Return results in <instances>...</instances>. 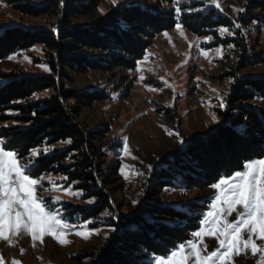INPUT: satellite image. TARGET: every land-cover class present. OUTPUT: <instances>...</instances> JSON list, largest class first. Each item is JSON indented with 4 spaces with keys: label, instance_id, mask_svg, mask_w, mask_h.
<instances>
[{
    "label": "trees",
    "instance_id": "1",
    "mask_svg": "<svg viewBox=\"0 0 264 264\" xmlns=\"http://www.w3.org/2000/svg\"><path fill=\"white\" fill-rule=\"evenodd\" d=\"M3 1L23 14L48 15L56 21L53 29L10 26L0 32V61L41 45L49 67L46 75L0 74V124H6L0 137L10 141L8 148L19 152L20 158L32 149L47 147L49 151L41 149L36 158L32 175L64 174L76 181L84 197L95 200V205L79 208L84 218L103 211L117 218L115 232L93 254L94 264H153L156 256L169 254L199 229L209 200L178 205L164 202L163 194L206 189L242 170L245 162L264 157V108L254 104L264 100V75L239 74L247 67L264 65V51L250 55L244 33L255 22L259 23L255 31L264 26V0H243L238 25L214 8L177 13L174 0L129 1L104 14H96L102 0H53L39 6L27 0ZM82 16H89V25L71 24ZM178 22L198 36L216 35L221 27L234 35L223 41L233 44L235 54L224 74L233 79L225 106L216 109L220 120L212 131L192 137L182 149L162 154L145 182L142 201L128 212L116 213L111 194L102 192L109 174L102 166L99 146L105 127L89 129L76 122L80 107L107 95L100 90L75 91L66 83L72 82V75L134 69L153 39ZM43 91L50 93L35 98ZM110 152L115 154L113 148Z\"/></svg>",
    "mask_w": 264,
    "mask_h": 264
},
{
    "label": "rangeland",
    "instance_id": "2",
    "mask_svg": "<svg viewBox=\"0 0 264 264\" xmlns=\"http://www.w3.org/2000/svg\"><path fill=\"white\" fill-rule=\"evenodd\" d=\"M27 1L39 6L53 0ZM129 1L137 0H102L96 14H104L110 8ZM216 3L221 7L217 8L211 0H174L172 7L179 8V12H203L214 8L234 24H239L238 15L242 11L238 9L244 10L243 0H216ZM55 21L54 17L48 15L23 14L10 3L0 0V32L10 26L53 29ZM71 24L89 25V16L73 18ZM257 24L255 22L248 29L244 28L252 48L250 55L264 51V26L260 27V31H255ZM176 25L153 39L134 69L116 68L107 73L72 75V82L66 83L67 88L75 91L100 90L107 95L102 101L80 107L76 122L89 129L105 127V137L99 146L102 166L105 170L107 168L109 174L107 182L102 184V192L108 191L111 194V204L116 213L128 212L142 201L145 182L162 154L182 149L192 137H202L212 131L220 120L216 109L225 106L224 96L233 79L224 74L235 60V54L233 44L223 41L234 35L230 31L222 32L221 27L216 30V35L198 36L182 24L179 30ZM11 56L14 58L0 61V74H49V70L45 71L43 67L46 65L49 69L41 45ZM239 74L241 77L264 75V65L247 67ZM49 93H37L35 98L47 97ZM254 104L264 108V100L258 99ZM5 125L0 124V131ZM0 140L8 141L4 137H0ZM112 148L115 154L110 152ZM41 149L44 150L38 148L39 153ZM39 153L34 158L31 154L20 158L19 162L30 164L32 159L36 161ZM109 166L112 169L110 171ZM37 177L51 178L42 181L36 194L44 198L53 212L74 226L66 234L70 243L62 245L52 237L45 236L42 243L37 241L33 244L27 233H21L11 244L0 239V259L4 264H14V261L19 264H94L93 254L105 238L115 232L117 218L109 211L84 218L79 208L91 207L95 205V200L86 199L85 192L76 187V181L69 180L64 174L44 173ZM66 188L69 191L66 192ZM77 192L81 195H75ZM214 196L215 190L208 187L203 190L167 191L163 199L164 202L178 205L208 199L209 205L203 213L204 217L211 210ZM89 200L94 202L89 204ZM228 219L235 220V213ZM78 231L87 234L88 238L76 235ZM244 238H247L246 234ZM256 242L264 243L259 240ZM198 247L205 249L203 254L207 255L218 247V241L215 237L205 236ZM153 264H156L155 259ZM231 264H264V254H252L250 249H245L234 256Z\"/></svg>",
    "mask_w": 264,
    "mask_h": 264
},
{
    "label": "snow or ice",
    "instance_id": "3",
    "mask_svg": "<svg viewBox=\"0 0 264 264\" xmlns=\"http://www.w3.org/2000/svg\"><path fill=\"white\" fill-rule=\"evenodd\" d=\"M211 3L217 8L221 7L216 0H211ZM176 10L180 11L179 8ZM176 27L179 30L182 26L177 23ZM221 31L227 32L228 29L222 28ZM43 67L45 71L49 70L46 65ZM220 106L223 107V103ZM9 144L10 141L0 140V239L11 244L21 233H27L33 244L37 241L42 243L45 236L52 237L62 245L70 243L66 234L74 226L53 212L44 198L36 194L42 181L51 178H33L36 161L32 159L30 164L20 163L19 152L5 150ZM43 151L49 149L45 147ZM38 153V149H32L31 157H36ZM210 187L215 190V196L212 198L211 210L200 220L199 230L192 233V239L186 244L178 245L170 254L156 256V264H231L234 256L245 249H250L252 254H264V243L256 242H264V159L245 162L242 171L231 176L225 175ZM93 202L87 201L89 204ZM233 213L236 219L229 220L228 217ZM76 235L88 238L87 234L80 231ZM205 236L215 237L218 241V247L207 255L203 254L205 249L198 247ZM0 264H4L2 259ZM14 264L19 262L14 261Z\"/></svg>",
    "mask_w": 264,
    "mask_h": 264
}]
</instances>
